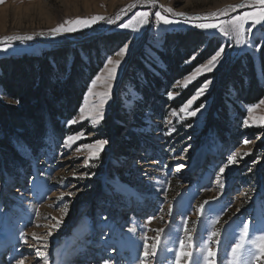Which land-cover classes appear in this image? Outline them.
Returning <instances> with one entry per match:
<instances>
[{"label": "rangeland", "instance_id": "obj_1", "mask_svg": "<svg viewBox=\"0 0 264 264\" xmlns=\"http://www.w3.org/2000/svg\"><path fill=\"white\" fill-rule=\"evenodd\" d=\"M133 2L0 0V39L33 36L31 40L12 41L7 51L0 50V59L71 48L86 66L101 62L89 77L86 75V82H78L84 92L74 114L61 121L59 130H48V153L22 168L8 171L0 167V264H44L38 249L47 253L48 264H139L145 237L149 245L160 242L148 264H174L179 241L188 243L185 228L192 236V247L185 250L192 252L193 259L199 258L203 264L201 242L210 232L218 231L220 235L214 239L219 243L211 244L215 264H229L231 246L244 223L249 224L250 236L264 230V125L251 119L253 115L264 116V104L254 113L247 111L264 100V21L254 26L253 21H247L248 43L237 46L234 38L224 37L217 29L196 25L226 24L249 8L207 20L167 14L174 21L167 25L157 23L154 13L162 11V5L189 17L204 16L242 0H156V7L137 4L128 10ZM121 9L125 12L113 24L102 20L76 32L47 34L67 19L95 15L114 18ZM142 11L152 13L146 25L120 26ZM42 32L45 34L40 35ZM111 38L117 41L112 44ZM124 44L128 45L124 57L115 56ZM221 45L224 51L212 71L203 72L187 87L176 84L205 64ZM177 52L183 56L178 61ZM205 52L207 58L202 61ZM163 54L178 66L174 76L164 77L160 72L167 69ZM108 56L121 60V64L111 82L103 119L92 127L88 119L79 121V108L91 79ZM74 57L71 54V64ZM238 61L243 75L237 72L229 93L244 94L251 103L236 95L219 103L217 74H226L233 68L228 70L229 63L233 66ZM188 67L190 71L184 74ZM206 81H210L208 87L187 110L195 111V115L181 113L180 119L170 114ZM253 82L262 92L259 97L241 88ZM104 90L99 82L93 91ZM168 92H173L174 98L170 99ZM0 98L13 103L2 87ZM98 102V96L89 97L90 104ZM72 118L78 122L70 125L67 122ZM245 120L249 121L247 126ZM81 130L85 138L66 146V137ZM96 140L107 143L99 146L97 156L85 165L89 153L76 149ZM121 151L128 154L120 156ZM230 156H235V163H228ZM160 229L163 231L158 234ZM33 233L40 240H34ZM181 264L190 261L182 257Z\"/></svg>", "mask_w": 264, "mask_h": 264}, {"label": "trees", "instance_id": "obj_2", "mask_svg": "<svg viewBox=\"0 0 264 264\" xmlns=\"http://www.w3.org/2000/svg\"><path fill=\"white\" fill-rule=\"evenodd\" d=\"M110 40L112 44L117 41L114 38ZM177 40L182 42L183 38ZM71 54L75 55V61L72 64L70 63ZM202 57V61L207 58L206 52ZM181 58L183 56L177 52L175 59L178 61ZM162 60L167 64V69L160 72L164 77L174 76L178 66L175 63L171 64L172 59L168 54H163ZM83 61L76 50L71 48L44 52L40 56L24 54L0 59V87L15 103L7 104L0 98V167L8 171L22 168L48 153L46 143L48 130H59L62 127L61 121L68 120L74 114V110L81 104V96L84 92L83 85L81 86L78 82L81 80L86 82V75L89 77V74L101 65L99 62L98 66L97 64L86 66ZM79 63L86 71L78 66ZM229 64L230 66L227 67L228 70L233 67L231 70L226 74L224 71L217 74L220 83L216 89V98L220 103L236 95L237 99L240 98L250 104L248 96L229 93V86L237 77V72L243 75L241 62L238 61L233 66ZM250 67L253 68L252 63ZM189 71V67L184 68V74ZM253 84L254 82L249 83L247 87L242 84L241 88L246 89L248 94L253 92L259 97L258 93L262 94V92H258ZM127 154L124 151L119 153L120 156Z\"/></svg>", "mask_w": 264, "mask_h": 264}, {"label": "snow or ice", "instance_id": "obj_3", "mask_svg": "<svg viewBox=\"0 0 264 264\" xmlns=\"http://www.w3.org/2000/svg\"><path fill=\"white\" fill-rule=\"evenodd\" d=\"M137 4L149 5L152 7H156V0H134V2L127 6V9L130 10L137 6ZM162 11H156L154 13L155 19L157 23L162 22L163 24H171L174 21L168 18L167 14H171L172 16L184 17L185 19H204L207 20L209 17H218L222 15H227L229 11H235L236 9L241 8H249L250 11H245L242 15L236 16L231 19L226 24H217V23H200L196 25L199 28L203 29H217L220 34L224 37L234 38L235 44L237 46L244 45L248 43L244 25L247 21L251 20L255 24H260L264 21V0H242V3L236 5H228L223 9H220L216 12L208 13L204 16H192L189 17L186 13L175 12L171 7L165 8L164 6H160ZM125 12V9H121L120 12L116 14L114 18L105 17L101 15H95L90 18H76V19H67L63 23L57 25L55 28H52L48 31V35L56 36L63 33H72L76 32L80 28L90 27L91 25L97 23L98 21L106 20L108 24H113L117 20L121 18V15ZM162 12L164 14H162ZM152 15L149 11L137 12L133 17L132 21L127 24L120 25L124 28L134 27V26H143L149 22V16ZM251 31V28L248 29ZM45 33H40V35H44ZM33 39L32 35H13V36H5L0 39V44H3V48L0 50L7 51L8 46L12 41L21 40H31ZM128 48L127 44H124L118 51L114 53L115 56H119L121 58L124 57L126 50ZM224 51V46L221 45L218 50L214 52L207 60L205 64H201L197 66L185 79L181 81H177V85H181L182 87H187L189 83L197 78L203 72L212 71L216 65L219 63V58L221 57L222 52ZM195 59V56L192 57ZM190 61H186L189 63ZM121 64V60H114L112 56H108L103 65V68L95 75L93 79H91V85L88 87L87 95L84 97L83 104L79 108V121H84L88 119L90 125L95 127L100 123L103 119V107L107 102V99L110 96V90L112 87V81L115 80L118 68ZM99 82L103 83L104 91L102 92H94L93 90L97 87ZM210 81H206L196 92V94L189 99L186 103H184L179 109H173L171 111V115L174 117H178L182 119L181 113H185L187 115H195V111H187L193 101L200 95L203 94L204 90L208 87ZM170 99L174 98L173 92L167 93ZM98 96L99 102L96 104L89 103V97ZM264 104V100L260 101V104L251 105L248 107L247 111L251 114L254 113L260 105ZM201 107H203L201 105ZM197 109L196 111H198ZM252 121L257 125H264V116H255L251 117ZM78 121L76 118L70 119L68 124H76ZM247 126L249 121H244ZM85 131L81 130L73 135H69L64 140L66 146L71 147L72 144L76 143V141L85 138ZM90 135V133H89ZM105 140H96L93 143H86L79 146L76 150L87 151L89 153L88 157L85 159V165L88 164V161L97 156L99 146L106 144ZM245 144L249 143V141H244ZM236 162L235 156H230L228 163L232 164ZM227 166V165H226ZM225 166V167H226ZM221 173L224 172V168L220 169ZM87 175V174H85ZM67 211V206L65 205V212ZM58 226V224L56 225ZM163 229L158 230L162 232ZM185 236L187 238L188 243L185 240L179 241V249L174 254V264H181L182 257L187 258L190 261V264H200V259H193V254L191 251H186L185 249H190L192 247L191 241L192 236L190 231L185 228ZM34 240H40L35 233L32 234ZM51 235V232L48 233ZM218 231H212L208 234L206 240H202L201 242V256L203 260V264H215V256L216 252H214L211 248V244L213 242L219 243L217 238L219 236ZM27 243V241H25ZM159 240H156L155 243L151 245L148 244V238H144L143 244V258L139 260V264H148V260L150 257H155L157 254V248L159 246ZM37 255L44 258V264H48L47 261V253L37 250ZM264 262V230H261L260 235H249V224L244 223L242 226V230L236 242L231 246V259L229 264H262ZM19 264H23V262H19Z\"/></svg>", "mask_w": 264, "mask_h": 264}, {"label": "bare ground", "instance_id": "obj_4", "mask_svg": "<svg viewBox=\"0 0 264 264\" xmlns=\"http://www.w3.org/2000/svg\"><path fill=\"white\" fill-rule=\"evenodd\" d=\"M199 1H200V0H199ZM216 155L219 156L218 152L216 153ZM126 213H127V212H126ZM124 217H125V218H128L129 216H128V214H125ZM124 217H123V218H124ZM141 218H143V217H141ZM69 259H70V258H69Z\"/></svg>", "mask_w": 264, "mask_h": 264}]
</instances>
